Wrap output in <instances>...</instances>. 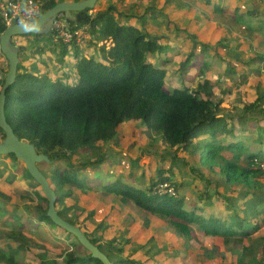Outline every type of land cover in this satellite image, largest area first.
Wrapping results in <instances>:
<instances>
[{
	"label": "trees",
	"instance_id": "obj_1",
	"mask_svg": "<svg viewBox=\"0 0 264 264\" xmlns=\"http://www.w3.org/2000/svg\"><path fill=\"white\" fill-rule=\"evenodd\" d=\"M36 1L42 4L43 14L66 0ZM100 1L98 0L92 10L74 13V15H83L84 18L77 22L68 20L71 27L76 24H89L86 23L89 19L88 15L100 7ZM158 1H151L152 9L160 12L157 8ZM165 1L170 2V0ZM202 1L211 6L215 13L219 15L231 13L236 21H245L247 29L255 35L264 36V16L257 10L242 6L243 0ZM141 5H143L141 1L133 3L136 10ZM96 16L97 20L91 25L95 39L89 43L96 47L98 54L87 58L80 46L51 43V52L60 54L61 65L68 62L69 56L75 58L74 72L79 79L77 85H66L59 77L51 81L52 74L49 67L46 69L48 77H36L34 73L41 72L39 65L34 64V67L29 68L20 63L17 79L6 92L5 114L14 133L20 140L33 144L39 153L48 155L51 161H54L51 171L44 172L40 167L39 169L56 193L58 214L70 224L79 227L113 264H145L142 261L143 257L147 256L146 261L153 260L156 255H166L167 248H159L156 239L151 237L149 243L152 248H158L156 252L146 251L143 255L141 249H145V246L132 248L133 254L130 255L127 253V245L121 247L117 244V238L107 237L106 232L109 228H106L104 223L99 227L106 228L103 238L108 241L103 243L99 237L92 238L84 226L89 227L92 224L96 212H89L82 207L75 198L73 190L68 189V186L78 189L81 193L103 191L110 196H119L123 201H131L153 217L172 219L173 233L184 240L186 247L190 246L194 238L190 230L191 226L202 237L225 240L238 238L242 242L250 239L252 230L254 232L260 230V224L254 226L251 224V214L260 215L264 221V209L261 211L257 209V205H264V196L255 193V190L263 189L260 177L261 166L264 164V148L253 151L240 140L238 127L246 117L236 118L222 114V106L229 93L224 91L225 99L213 101L210 96L216 94L219 88L217 85H211L208 80L203 81L199 90L188 86L175 88L173 92L166 91L168 60H165L166 63L162 67H157L149 58H158L168 46L161 45L160 41L152 37L138 19L125 21L117 16L114 10ZM7 28L6 21L0 14V35ZM29 36L32 35L24 37L29 41L31 39ZM34 36L39 41L43 35ZM32 40L31 48L39 44L35 42V38ZM70 48L74 50L72 54ZM36 54L40 55L42 51L36 49L35 52H29L27 61ZM259 60L264 62V52ZM8 67L9 65L4 71L0 68V91ZM61 73L66 75L65 72ZM200 76H203L202 72ZM203 94L206 97H203ZM257 104L258 102L252 103L246 108L253 110ZM228 120H233L232 124L229 125ZM129 121L135 124L143 123L148 132L161 138L164 149L174 154L170 166L158 169L156 180H151V185L146 188H138L123 182L120 178L104 182L101 186L93 185L91 174L88 171L78 170L88 164L83 163L77 168L70 163L71 158L73 160L84 151L97 150L102 145L118 139L120 129ZM1 134L4 139L5 134L3 132ZM224 137H229L231 140L225 143ZM259 139L262 140V136ZM225 152L232 154V158L228 159L224 155ZM180 153L185 154V157L179 156ZM186 157L198 160L210 174L225 177L227 184L244 186L247 189L244 196H252L254 202H240L237 198L227 197L219 190H215L214 193L225 203L227 216L223 218L215 215L205 216V210L200 207L195 210L187 209L185 198L177 194L183 184L175 182L174 169L180 166L190 167L192 173L205 178L201 183L205 190L199 195L203 200L209 199V185H213V182L206 176L204 170L191 168ZM106 158L104 156L100 160L91 161L89 165L93 169L100 167ZM5 160L14 161L22 166L23 164L13 154L0 156V184L7 189L15 187L16 176L7 168ZM243 160L248 161L250 165L259 164L260 168L254 170L245 167L242 165ZM62 164H65L66 168L61 169ZM167 173L169 176H166ZM21 178L30 181L27 188L31 189L38 201L35 207H27L32 211L31 217L42 223L54 225L47 216L49 202L41 186L26 168L23 169ZM165 184L175 187V196L156 192L159 185ZM216 186H221V182H217ZM25 193L26 191L22 192L21 200L26 198ZM0 196L14 205L11 211L8 208H0V218L9 216L14 220L12 224L3 223L7 229L0 232V239L7 238L13 241L8 246L7 252L0 250L1 264H19L16 252L21 249H26L39 264H102L100 260L92 258L87 251L84 255L74 252L73 248L80 245L77 238L55 225L74 242L68 245L58 258L49 259L45 247L33 243L32 239L27 237L25 224L20 222L21 217L17 214L18 203L5 192L0 191ZM249 226H252V230L248 228ZM127 243L130 244V240H127ZM36 249L43 251L36 252ZM230 252L232 258L217 247L203 248L202 256L209 261L217 257L220 259L219 264H264V238H258L252 245H242L240 250L233 249ZM161 263L173 264V261L168 259Z\"/></svg>",
	"mask_w": 264,
	"mask_h": 264
},
{
	"label": "rangeland",
	"instance_id": "obj_2",
	"mask_svg": "<svg viewBox=\"0 0 264 264\" xmlns=\"http://www.w3.org/2000/svg\"><path fill=\"white\" fill-rule=\"evenodd\" d=\"M140 1L143 5L136 10L133 3ZM151 1L101 0L100 7L93 12L97 11L96 14H99L114 10L119 17H128L130 14L141 16L143 25L149 34L160 41L161 45L168 46V49L162 51L158 58H149L157 67H162L166 63L165 60H168L165 90L173 92L175 88L188 86L199 90L205 80H208L211 85H217L218 91L210 96L213 101L218 102L225 99L224 91L229 93V97L223 103L222 114L236 118L246 117V120L242 121L238 127L240 140L245 142L253 151L264 148V62L259 60L260 55L264 52V36L255 35L247 29L245 21H236L231 13L226 15L215 13L213 8L206 5L202 0H170L168 3L165 0H159L157 8L160 12L152 9L153 3ZM241 5L250 8V10H257L260 15L264 16V0H243ZM148 9H150L149 12ZM29 37L31 40L35 38V42L39 44L32 48L30 46L24 48L21 52V62L24 60L25 54L35 52L39 45L43 48H49V52H51V43L53 42L49 35H43L39 41L34 35ZM21 38L25 40L24 36ZM88 45L90 44L88 43ZM94 49L96 47L93 46L88 49L87 58L91 57ZM70 52H73L72 48H70ZM59 59L60 54L57 55V58L51 59L52 61L47 59V62L50 65L53 62L54 66L61 69L64 64L61 65ZM5 60L7 59L0 53V68L3 65L6 66ZM50 65H48L49 68H51ZM27 66L32 68L35 65L28 63ZM71 68V66H66L67 71L62 69L61 72H66V75L59 74V72L56 75L64 84L75 86L79 79ZM200 72H202V77ZM34 74L39 78L48 77L46 69L39 74L36 72ZM51 77L53 79L50 80L55 81L56 77L52 75ZM203 97L206 95L203 94ZM255 102L258 104L253 110L246 108ZM232 121L228 120V124H232ZM152 134L147 131L143 123L135 124L129 121L120 129L118 139L102 145L97 150L84 151L79 157H74L73 160L71 158L70 163L76 165L77 168L83 163H87L88 165L78 170L88 171L95 186H101L104 182L120 178L123 182L138 188H146V186L151 185V180H156L158 169L170 166L171 157L174 155L173 152L164 149L159 136ZM0 135L2 137V134ZM260 136H262V140L259 139ZM230 140L231 138L224 137L225 143ZM224 155L228 159L232 158V154L228 152H225ZM104 156L107 158L102 166L95 169L91 168L89 162L100 160ZM179 156L185 157V154L180 153ZM186 160L191 168L204 170L206 176L213 182V185H209V199L203 200L199 195L205 190L204 186L201 185L205 178L192 173L190 167L180 166L174 169L175 182L183 184L177 194L185 198L187 209L195 210L200 207L205 210V216L215 215L221 218L227 216L225 203L214 193L215 190H219L222 195L227 197L237 198L240 202H254L252 196H244V192L247 190L244 186L227 184L225 177L210 174L198 160L191 157H186ZM5 161L6 163L3 162L8 166L7 168L12 172V175L16 176V183L15 187L7 189L3 184H0V191L10 195L12 200L18 203L17 214L21 217L20 222L25 224L27 237L31 238L33 243L45 247L49 259L58 258L67 249L62 238H65L67 245L73 244L74 241L69 240L67 234L54 225L42 223L31 217L32 211H29L27 207H35L38 201L31 189L27 188L30 181L21 178L25 166L23 163L22 166L11 160ZM242 165L254 170L260 168L259 164L250 165L246 160L242 161ZM39 167L42 171L49 172L54 167V161L41 163ZM261 167L263 169L264 164ZM64 168L66 165L62 164L61 169ZM166 176L169 174L167 173ZM260 179L263 189L255 190V193L264 196L263 171ZM217 182H221V186L217 187ZM67 188L73 190L75 198L78 199L82 207H85L89 212H96L92 224L89 227L84 226L92 238L99 237L101 242L106 243L108 240L103 238V234L104 230L109 228L106 232L107 237L117 238V244L121 247L127 245V253L130 255L133 254L132 248L145 246V249H141L143 255L146 251L156 252L158 248H152L151 243H149L151 237L156 239L159 248H167L168 253L166 255H156L153 260L146 261L147 256L143 257L142 261L145 264H162V261L166 262L168 259L172 260L173 264H219L220 259L217 257H214L213 261L206 260L202 256L203 248L217 247L232 258L230 250H240L242 245H252L258 238H264L263 217L250 213L251 224L253 226L260 224L258 232H254L252 226L248 227L252 230L250 239L242 242L238 238L225 240L223 238L202 237L191 226L190 230L194 238L190 246L186 247L184 240L173 233L172 219L153 217L135 206L131 201H123L121 197L110 196L103 191L81 193L74 187L68 186ZM173 188L175 189V187ZM23 191H26V198L21 200ZM162 191L165 192L166 189L163 187ZM0 208H8L11 211L14 205L0 196ZM257 209L263 210L264 205H257ZM3 223L12 224L14 220L9 216L0 218L1 233L2 230L7 229ZM101 223H104L106 228L99 227ZM127 240H130V244L127 243ZM11 243L13 241L10 239H0V250L7 252ZM35 251L42 252L43 249H36ZM73 251L80 255L86 254V250L81 245L74 247ZM16 255L19 264H39L34 256L27 253L26 249L18 250Z\"/></svg>",
	"mask_w": 264,
	"mask_h": 264
},
{
	"label": "water",
	"instance_id": "obj_3",
	"mask_svg": "<svg viewBox=\"0 0 264 264\" xmlns=\"http://www.w3.org/2000/svg\"><path fill=\"white\" fill-rule=\"evenodd\" d=\"M97 3L98 0H82L79 2L67 0L58 3L32 22L20 23L17 18L13 19L12 24L0 35V51L7 59L9 65L4 85L0 91V134L1 132L5 134L4 139L0 135V156L13 154L19 162L24 164L32 178L41 186L45 197L48 199L47 216L55 226L76 237L80 245L91 254L92 258L100 260L102 264H113L108 256L94 245L79 227L70 224L58 214L56 210V193L46 176L39 169L41 163H51V159L48 155L39 153L33 144L20 140L7 122L5 114L6 92L15 83L19 74L20 48L15 43L14 38L27 35H49L58 17L63 16L66 20L77 21L74 13L92 10Z\"/></svg>",
	"mask_w": 264,
	"mask_h": 264
},
{
	"label": "built area",
	"instance_id": "obj_4",
	"mask_svg": "<svg viewBox=\"0 0 264 264\" xmlns=\"http://www.w3.org/2000/svg\"><path fill=\"white\" fill-rule=\"evenodd\" d=\"M41 7L42 4L36 0L1 1L0 14L6 21L7 26H10L12 24V20L15 18H17L20 23L32 22L36 20L42 14ZM49 36L53 43H63L67 45L75 44L80 47H87L88 43L95 39L92 32V26L90 24H76L71 27L68 20H66L63 16H60L55 20L53 29ZM262 171L264 173V167ZM163 187L166 189L165 192L162 191ZM156 192L161 195L166 193L172 196L176 195L175 189L166 184L159 185L156 188Z\"/></svg>",
	"mask_w": 264,
	"mask_h": 264
},
{
	"label": "crops",
	"instance_id": "obj_5",
	"mask_svg": "<svg viewBox=\"0 0 264 264\" xmlns=\"http://www.w3.org/2000/svg\"><path fill=\"white\" fill-rule=\"evenodd\" d=\"M1 1H7V0H0V2H1ZM10 1H11V0H10ZM66 1H67V0H66ZM130 5H132V4H130ZM132 7H133V6H132ZM141 8H142V7H141ZM96 13H97V11H95V12H90L89 15H88V17H89L88 22H86V23H89L90 25H92L93 22H94V20L96 21V20H97L96 18H98V17L96 16ZM120 14H121V13H119V15H120ZM74 16H76L77 21H78V20H81V19L84 18L83 15H74ZM120 16H121V15H120ZM121 19H123V20H125V21H130V20H132V19H138L139 21H141V22L143 23V21L141 20V19H142L141 16L139 17V16H137V14H130V16H128V17H123V16H122ZM77 21H75V22H77ZM15 42H16V44L18 45V47L20 48L19 58H20V63H21V65H25V66H27L28 63H33V64H35L36 66L39 65V69H41V72H42L43 70L47 69L48 65H50L49 62H47V59H48V61H52L51 59L57 58V55H58V54H56V53H54V52H49V48H43L41 45H39L38 51H42V54H40V56L36 54L34 57H30L29 60L27 61V55H28V53H27V54L24 55V60L21 62V52H22V50H23L24 48H28L29 46L31 47L32 40L30 39V40L28 41V40H26V38H25V40H23L21 37H19V38H17V39L15 40ZM89 44H90V43H89ZM21 45H22V46H21ZM90 47H92V45H88L87 47H82V49H81L82 53H84V54L86 55V54H87V51H88V49H89ZM93 47H94V46H93ZM87 48H88V49H87ZM73 51H74V50H73ZM75 51H76V50H75ZM70 53H71V52H70ZM72 53H73V52H72ZM72 53H71V54H72ZM93 54H98L96 49H94V50L92 51L91 56H92ZM71 56H72V55H71ZM71 56L68 57V62L64 63V65H63V67H62L61 69H59L58 67L54 66L53 62H51V65H50L51 68H49V69L51 70V74H52L53 77H58V76L56 75V73L59 72V74H60L61 71H62V69H64V71H67L66 66H71V67H72L71 70H72V69L74 70V65L76 64V60H75V58H72ZM5 64H6V66H8V62H7V60H5ZM2 65H3V64H2ZM6 66L3 65L1 69H3V71H4V69L6 68ZM55 67H56V68H55ZM54 68H55V69H54ZM65 73H66V72H65ZM56 229H57V228H56ZM57 231H58V230H57ZM64 239H65V238H62L63 242H65L66 246H68V245H67V241H65Z\"/></svg>",
	"mask_w": 264,
	"mask_h": 264
}]
</instances>
